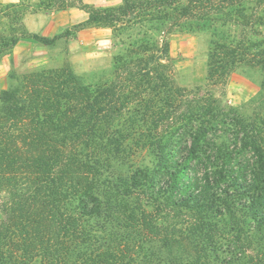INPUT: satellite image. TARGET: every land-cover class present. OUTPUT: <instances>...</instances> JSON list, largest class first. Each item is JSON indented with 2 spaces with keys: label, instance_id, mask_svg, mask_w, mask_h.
Returning a JSON list of instances; mask_svg holds the SVG:
<instances>
[{
  "label": "trees",
  "instance_id": "trees-1",
  "mask_svg": "<svg viewBox=\"0 0 264 264\" xmlns=\"http://www.w3.org/2000/svg\"><path fill=\"white\" fill-rule=\"evenodd\" d=\"M120 1H51L125 35L107 80L66 66L12 75L0 94V264H264V0ZM194 29L211 33L207 81L257 68L256 98L225 109L176 84L165 35ZM72 35L22 27L0 33V54ZM146 148L163 177L125 175Z\"/></svg>",
  "mask_w": 264,
  "mask_h": 264
},
{
  "label": "rangeland",
  "instance_id": "rangeland-1",
  "mask_svg": "<svg viewBox=\"0 0 264 264\" xmlns=\"http://www.w3.org/2000/svg\"><path fill=\"white\" fill-rule=\"evenodd\" d=\"M52 0H0V33L6 36L19 35L24 27L28 32L53 37L71 30L69 39L60 40L51 47L43 46L32 39H21L16 46L0 54V94L12 83V75L55 70L69 66L87 83L103 82L111 73L113 58L122 50L125 35L114 39L112 31L86 23L87 15L80 9L68 8L56 11ZM95 9L117 6L120 0H82ZM9 5H16L8 8ZM83 25L76 32L75 25ZM221 31L220 27L216 28ZM217 32V33H218ZM122 39V40H121ZM169 43L170 63L176 84L198 97H213L221 107L238 109L257 97L262 74L257 68L239 66L224 84L207 81V59L211 33L208 30L173 32L165 35ZM252 111H249L250 115ZM168 132V127L162 129ZM119 169L127 173L139 170V177L158 174L156 152L152 149H134ZM128 175V174H127ZM166 173H164V176ZM228 238L222 240L227 248Z\"/></svg>",
  "mask_w": 264,
  "mask_h": 264
},
{
  "label": "crops",
  "instance_id": "crops-1",
  "mask_svg": "<svg viewBox=\"0 0 264 264\" xmlns=\"http://www.w3.org/2000/svg\"><path fill=\"white\" fill-rule=\"evenodd\" d=\"M8 2H17V0H7Z\"/></svg>",
  "mask_w": 264,
  "mask_h": 264
}]
</instances>
